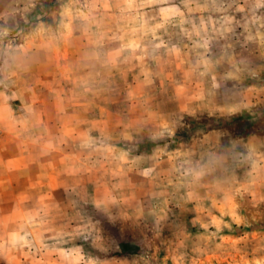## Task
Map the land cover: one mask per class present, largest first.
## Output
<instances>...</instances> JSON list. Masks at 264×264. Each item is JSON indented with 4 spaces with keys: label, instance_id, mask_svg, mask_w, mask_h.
<instances>
[{
    "label": "rangeland",
    "instance_id": "1",
    "mask_svg": "<svg viewBox=\"0 0 264 264\" xmlns=\"http://www.w3.org/2000/svg\"><path fill=\"white\" fill-rule=\"evenodd\" d=\"M0 264H264V0H0Z\"/></svg>",
    "mask_w": 264,
    "mask_h": 264
},
{
    "label": "trees",
    "instance_id": "2",
    "mask_svg": "<svg viewBox=\"0 0 264 264\" xmlns=\"http://www.w3.org/2000/svg\"><path fill=\"white\" fill-rule=\"evenodd\" d=\"M48 1H50V0H48Z\"/></svg>",
    "mask_w": 264,
    "mask_h": 264
}]
</instances>
